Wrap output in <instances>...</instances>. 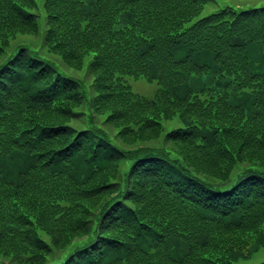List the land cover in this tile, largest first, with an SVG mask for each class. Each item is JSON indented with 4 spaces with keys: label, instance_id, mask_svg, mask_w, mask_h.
Here are the masks:
<instances>
[{
    "label": "trees",
    "instance_id": "1",
    "mask_svg": "<svg viewBox=\"0 0 264 264\" xmlns=\"http://www.w3.org/2000/svg\"><path fill=\"white\" fill-rule=\"evenodd\" d=\"M207 1L0 0V264H233L264 245V5ZM39 32L85 77L18 39Z\"/></svg>",
    "mask_w": 264,
    "mask_h": 264
},
{
    "label": "rangeland",
    "instance_id": "2",
    "mask_svg": "<svg viewBox=\"0 0 264 264\" xmlns=\"http://www.w3.org/2000/svg\"><path fill=\"white\" fill-rule=\"evenodd\" d=\"M36 1L38 8H36L35 10L38 12L39 8H41L42 10L43 0H36ZM262 5H264V0H208L203 10L201 11L200 15L201 16L206 15L208 13L217 11L226 6L247 8V7L262 6ZM39 23L41 24V28H43L44 26L41 18ZM41 37H42L41 32L37 34L18 35L19 40L24 39L27 42V44H29L30 47L34 48L42 57L55 61V64H58L64 70H66V72L72 75H75L80 78L85 77L86 68L75 69L64 65L57 53L47 50L46 47L42 45ZM254 42L256 43L257 41ZM257 43L255 45L250 46L251 55L252 58L254 59V63H256L254 64L256 68L258 67V64L260 62L259 60L260 53H262V49ZM258 68L262 69L263 66H259ZM126 78L130 83L132 90L141 95L151 96L157 87V83L155 80H149L147 77L144 76H139V77L127 76ZM87 80H89V78ZM163 124H164L163 133H164L171 127L182 125V121L180 120L179 117H174L170 120L164 121ZM158 141L162 142L161 138H159ZM168 144L170 143H166V145ZM129 164H130L129 160H124L123 168L126 169L129 166ZM261 261H264V245L260 246L258 249L253 251L250 256H246V257L241 256L237 258L236 260L233 261V264H256Z\"/></svg>",
    "mask_w": 264,
    "mask_h": 264
}]
</instances>
